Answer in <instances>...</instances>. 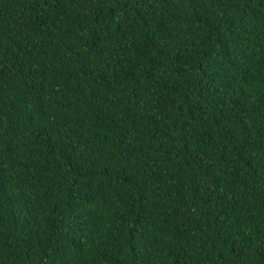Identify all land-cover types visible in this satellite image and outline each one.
Here are the masks:
<instances>
[{"label": "trees", "instance_id": "16d2710c", "mask_svg": "<svg viewBox=\"0 0 264 264\" xmlns=\"http://www.w3.org/2000/svg\"><path fill=\"white\" fill-rule=\"evenodd\" d=\"M0 264H264V0H0Z\"/></svg>", "mask_w": 264, "mask_h": 264}]
</instances>
